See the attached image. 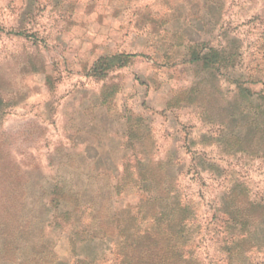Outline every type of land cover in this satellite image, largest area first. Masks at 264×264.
I'll use <instances>...</instances> for the list:
<instances>
[{"label": "rangeland", "instance_id": "374dc122", "mask_svg": "<svg viewBox=\"0 0 264 264\" xmlns=\"http://www.w3.org/2000/svg\"><path fill=\"white\" fill-rule=\"evenodd\" d=\"M213 49L222 62L192 59ZM263 103L264 0H0V264H136L157 192L136 167L161 210L203 224L196 264H264V222L239 255L213 232L234 183L264 203V155L232 137Z\"/></svg>", "mask_w": 264, "mask_h": 264}, {"label": "trees", "instance_id": "16d2710c", "mask_svg": "<svg viewBox=\"0 0 264 264\" xmlns=\"http://www.w3.org/2000/svg\"><path fill=\"white\" fill-rule=\"evenodd\" d=\"M224 54L225 51L213 49L211 53L202 57L193 50L191 56L194 61H204L207 66H210L222 62ZM239 92L250 99L255 94L250 93V89L246 87H239ZM259 108L260 111L253 113L251 123L239 126L241 130L233 133V136L231 135L238 142V151L251 150L253 153H263L264 155V147L262 148L259 142L262 140L264 143V103ZM253 144L255 147H252ZM135 170L130 179L139 183L142 187L141 190L149 184H154L157 189V192L154 193L156 197L147 195V198L141 201L138 207L136 218H140L141 224L143 223L142 225L147 228L136 233L137 239L134 242L126 243V247L134 253L133 258L135 257L136 264H196L198 256L194 233L196 226H198L200 227L198 236H201V232L204 231L203 224L197 220L189 205L178 203L170 210L167 208L161 210L159 202L166 200V198L161 194L162 187L158 180L146 179L143 168L136 167ZM115 186L117 190H120L122 186L120 180ZM24 198L23 193L16 194L13 201L19 205ZM65 198L68 200L65 189L57 187L52 191L49 202L53 208H57ZM74 203L78 206L81 205L79 198ZM216 211L213 232L215 234L221 227L227 229L225 240L232 245L229 251L230 255H239L242 253L241 251H247L250 247L256 246L257 228L264 222L263 202L252 200L247 190L239 182L234 183L223 194ZM104 236H110V233L104 231ZM122 256L124 258L120 259L119 264H130L128 255ZM75 264H87V262L86 260H77Z\"/></svg>", "mask_w": 264, "mask_h": 264}]
</instances>
